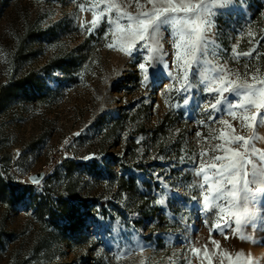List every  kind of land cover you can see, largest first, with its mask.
I'll use <instances>...</instances> for the list:
<instances>
[{
    "label": "rangeland",
    "instance_id": "obj_1",
    "mask_svg": "<svg viewBox=\"0 0 264 264\" xmlns=\"http://www.w3.org/2000/svg\"><path fill=\"white\" fill-rule=\"evenodd\" d=\"M96 2L0 0V264H208L214 246L181 156L199 152L195 133L209 128L197 100L185 108L164 77L141 87L134 62L105 47L107 23L80 27ZM243 2L218 17L222 59L264 74V0ZM233 47L253 54L234 58ZM255 209L259 224L264 194ZM247 232L255 242L215 238L264 259V228Z\"/></svg>",
    "mask_w": 264,
    "mask_h": 264
},
{
    "label": "snow or ice",
    "instance_id": "obj_2",
    "mask_svg": "<svg viewBox=\"0 0 264 264\" xmlns=\"http://www.w3.org/2000/svg\"><path fill=\"white\" fill-rule=\"evenodd\" d=\"M133 5L134 10H129ZM80 10H85L83 4ZM88 10L92 12V20L87 22L90 26L82 21L80 27L92 34L101 23H107L105 47L134 62L146 92L163 85L160 78L164 77L168 81L165 92H174L185 108L197 100L203 115L198 123L208 127L209 134L196 131L201 149L181 156V163H190L192 180L187 188L192 194L188 199L204 214L202 223L214 246L211 255L207 245L204 247L208 264H264V259L243 250L222 248L215 238L255 242L247 229L264 228V216L258 224L255 209V202L264 194V149L257 147L264 142L258 132L264 127V74L259 69L250 74L248 64L243 74L230 69L218 43V17L225 12L242 13L243 0H97ZM232 53L234 58L253 54L237 52L235 47ZM168 106L178 108L181 104ZM95 158L93 154L83 159ZM155 179L158 183L164 180L158 173ZM33 182L39 183V179ZM155 202L163 205L166 197ZM259 244L264 247V240ZM191 252L199 255L200 249L192 247Z\"/></svg>",
    "mask_w": 264,
    "mask_h": 264
},
{
    "label": "water",
    "instance_id": "obj_3",
    "mask_svg": "<svg viewBox=\"0 0 264 264\" xmlns=\"http://www.w3.org/2000/svg\"><path fill=\"white\" fill-rule=\"evenodd\" d=\"M43 176H44V173L39 172V173L31 175L30 180L33 182V179L36 178V179H39V181H40L43 178Z\"/></svg>",
    "mask_w": 264,
    "mask_h": 264
}]
</instances>
